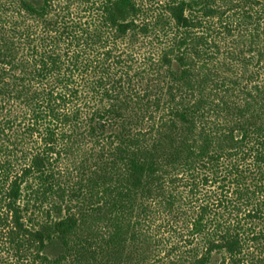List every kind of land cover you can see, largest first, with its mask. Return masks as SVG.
Segmentation results:
<instances>
[{
    "label": "trees",
    "instance_id": "obj_1",
    "mask_svg": "<svg viewBox=\"0 0 264 264\" xmlns=\"http://www.w3.org/2000/svg\"><path fill=\"white\" fill-rule=\"evenodd\" d=\"M15 140L0 264H264V0H0Z\"/></svg>",
    "mask_w": 264,
    "mask_h": 264
},
{
    "label": "rangeland",
    "instance_id": "obj_2",
    "mask_svg": "<svg viewBox=\"0 0 264 264\" xmlns=\"http://www.w3.org/2000/svg\"><path fill=\"white\" fill-rule=\"evenodd\" d=\"M159 1L161 0H154V3ZM4 143L5 145L3 147V152L0 154V160L11 162L13 172H17L24 163L25 155L28 153V147L22 142V140H15L14 143H11V141H5ZM150 229L151 234H155L157 237L163 239V244H160V247L162 248L161 255L167 254L166 249L169 248L170 242L176 239V235L172 234L169 236L170 232H167L165 228H159L157 224ZM153 259L159 260V255L154 256Z\"/></svg>",
    "mask_w": 264,
    "mask_h": 264
}]
</instances>
